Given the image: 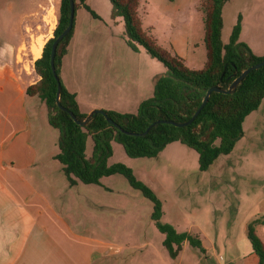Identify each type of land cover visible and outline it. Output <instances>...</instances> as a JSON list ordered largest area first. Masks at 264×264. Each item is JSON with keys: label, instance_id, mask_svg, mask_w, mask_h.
Wrapping results in <instances>:
<instances>
[{"label": "rangeland", "instance_id": "1", "mask_svg": "<svg viewBox=\"0 0 264 264\" xmlns=\"http://www.w3.org/2000/svg\"><path fill=\"white\" fill-rule=\"evenodd\" d=\"M193 1L198 3L199 11L204 0ZM148 2L154 4L148 20L153 29L141 27L142 32L157 40L162 51L174 55L168 47L173 28L161 10L163 6L172 7V3L169 0ZM76 3L73 35L58 70L62 85L75 95L83 115L93 109L101 110L99 106L107 108L110 102L119 109L117 112L126 109L135 114L143 101L153 97L155 81L165 74V67L148 56L142 47L136 46L133 50L127 45L122 21L110 18L108 0L85 1L98 19L79 0ZM239 15H247L241 35L251 43V48L263 43L264 0H229L225 4L223 42H228ZM59 16L60 0H0V47L6 48L5 54L9 53L6 57L12 59L14 73L29 86L40 79L33 67V57L37 58L39 53L40 58L44 45L54 37ZM182 16L187 22L175 26L185 29L188 40L178 55L188 69L202 70L207 60L202 13L189 8ZM28 107L35 123L34 143L39 152L37 175L45 179L53 177L60 196L76 195V201L80 202L79 215L88 233L122 244L124 252L118 264H258L251 251L247 227L253 217H264L263 204L259 205V197L255 196L264 192V113L254 126L248 118L243 127L245 138L236 150L220 156L204 172L199 170L197 153L179 142L168 144L157 158H129L120 144L111 142L112 156L108 164L130 168L136 179L155 194L162 204L161 223L171 225L177 233L195 236L201 240L204 250L209 248L201 253L185 242L178 257L172 259L162 244L164 235L150 218L152 203L122 175L103 178L100 185L80 184L73 192H67L63 187L66 180L62 166L51 159L59 150L57 132L47 122L46 106L35 99L28 100ZM92 148L89 138L87 156ZM237 161H241L239 165ZM218 165L222 166L221 171ZM212 176H217L215 188L204 187ZM104 188L120 192L123 202L115 206L117 199L106 194ZM244 194L249 195L247 201ZM105 203L109 207L104 209Z\"/></svg>", "mask_w": 264, "mask_h": 264}, {"label": "trees", "instance_id": "2", "mask_svg": "<svg viewBox=\"0 0 264 264\" xmlns=\"http://www.w3.org/2000/svg\"><path fill=\"white\" fill-rule=\"evenodd\" d=\"M76 10V0H73ZM80 4L95 19L99 17L85 5ZM111 6L110 18L123 23L127 45L133 50L142 47L146 54L160 62L165 74L155 81L153 97L143 101L135 114H121L104 111L117 127L110 125L101 114L82 127L74 123L67 112L56 105L57 85L50 69V48L55 38L67 27L69 21V1L60 0V16L54 30V37L44 45L42 55L34 64L40 79L25 90L28 100L43 102L47 109V122L57 132L58 153L53 159L62 168L69 186L77 184L100 185L103 178L122 175L129 185L141 192L143 198L153 205L150 214L157 230L164 235L163 246L172 259L188 244L205 253L200 241L190 234L177 233L171 225L161 223L162 204L155 194L136 179L133 171L122 165H109L112 156L111 142L120 144L129 158H157L159 153L173 142H179L198 155L199 170L204 172L220 156L229 155L239 140L243 138V122L247 116L258 110L264 99V66L250 71L234 92H212L197 117L183 127L159 123L157 121L185 123L199 108L208 89L218 87L227 90L231 83L246 69L264 60L256 56L249 46L239 41L242 16L237 17L228 42L222 40V10L229 0H204L199 7L204 23V45L206 63L202 70H190L177 55L162 51L153 38H148L141 29L137 15L139 0H108ZM72 30L57 47L54 66L59 77L61 61L73 35ZM60 79V78H59ZM61 83V81H60ZM60 105L71 112L79 121L87 115L79 111L75 95L68 92L61 83ZM147 131V132H146ZM124 132L133 133L128 135ZM146 132V133H145ZM145 133L144 135H142ZM93 148L86 155L87 140ZM264 226L261 217L247 227V237L251 251L258 264H264V245L255 234L254 225Z\"/></svg>", "mask_w": 264, "mask_h": 264}, {"label": "crops", "instance_id": "3", "mask_svg": "<svg viewBox=\"0 0 264 264\" xmlns=\"http://www.w3.org/2000/svg\"><path fill=\"white\" fill-rule=\"evenodd\" d=\"M169 3H172V7L163 6L161 9L173 28L168 47L174 55L181 58L178 54L187 45L188 36L185 29L179 27V30L175 24L187 22L182 14L189 8L199 13L196 9L198 3L193 0H169ZM153 5L148 0H139L137 12L143 28L153 29L148 21ZM246 21L247 15L242 16L241 29L246 26ZM178 31H184L185 34ZM241 31L239 41L247 44L256 56L263 57L264 42L251 48V43L242 37ZM5 50L6 48L0 47V56H3L0 58V264L120 263L124 252L122 244L87 232V225L79 215L80 202L76 201V195L60 196L53 177L45 179L37 175L39 152L34 143L35 123L29 115L28 98L25 95L29 84L14 73L12 59L6 57L9 53L5 54ZM106 107L97 108L112 112L119 110L115 109L112 102ZM126 111L128 110L119 112L130 114ZM263 113L264 99L258 110L245 118L242 128L248 118H251L248 122L254 126ZM243 133V138L237 142L234 150L244 140L245 129ZM215 162H218V158ZM237 162L239 165L241 161ZM217 167L221 171L222 166ZM216 178L217 176H212L204 187L215 188ZM63 187L69 193L73 192V188L80 187V184L71 187L66 180ZM259 189L262 191V186ZM104 191L117 199L115 206L118 202H123L124 197L120 192L109 188H104ZM248 196L244 194L246 201ZM255 196L259 197L257 202L259 205L263 204L264 209V192ZM103 205L104 209L109 207L107 203ZM257 219L259 218L253 217V221ZM255 225V234L264 245V226ZM203 245L207 244L203 242ZM205 249V252L209 250Z\"/></svg>", "mask_w": 264, "mask_h": 264}, {"label": "water", "instance_id": "4", "mask_svg": "<svg viewBox=\"0 0 264 264\" xmlns=\"http://www.w3.org/2000/svg\"><path fill=\"white\" fill-rule=\"evenodd\" d=\"M69 1V21H68V25L67 27L61 32V34L54 39L52 45H51V48H50V60H49V64H50V69H51V72H52V75L54 77V80L56 82V85H57V90H56V96H55V100H56V105L59 107V109L61 111H64V112H67L69 114V116L73 119L74 123L79 125V126H86L87 124H89L92 119H93V116L96 115V114H101L105 119L106 121L112 125V126H116V124L110 119L107 117L106 113L103 111V110H93L92 112H90L83 121H79L75 118V116L67 111L65 108H63L61 105H60V93H61V83H60V79L56 73V69H55V66H54V59H55V54H56V51H57V47L59 45V43L63 40V38L72 30V27H73V20H74V15H75V4H74V1L73 0H68ZM264 66V60L261 61L260 63L256 64V65H253L252 67L246 69L245 71H243L232 83L231 85L229 86V88L227 90H223L221 88H218V87H212L210 89L207 90L203 100H202V103L201 105L199 106V108L195 111L194 115L191 117V119L185 123H176V122H172V121H157L155 123H153L148 129L147 131L154 125L156 124H159V123H164V124H170V125H173L175 127H183V126H186V125H189L196 117L197 115L199 114V112L201 111V109L205 106V104L207 103L208 99H209V96L212 92H221V93H232L235 91V89L237 88V86L241 83V81L245 78V76L252 70H256V69H259L261 67ZM146 131V132H147ZM145 132V133H146ZM128 135H135L133 133H128V132H124ZM145 133H143L142 135H144Z\"/></svg>", "mask_w": 264, "mask_h": 264}, {"label": "bare ground", "instance_id": "5", "mask_svg": "<svg viewBox=\"0 0 264 264\" xmlns=\"http://www.w3.org/2000/svg\"><path fill=\"white\" fill-rule=\"evenodd\" d=\"M37 53H38V52H37ZM39 56H40V55H39V53H38L37 58L35 57L34 60L36 61L37 59H39Z\"/></svg>", "mask_w": 264, "mask_h": 264}]
</instances>
